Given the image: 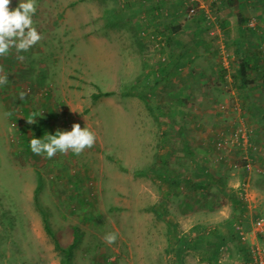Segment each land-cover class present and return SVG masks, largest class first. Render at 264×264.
<instances>
[{
	"label": "rangeland",
	"instance_id": "374dc122",
	"mask_svg": "<svg viewBox=\"0 0 264 264\" xmlns=\"http://www.w3.org/2000/svg\"><path fill=\"white\" fill-rule=\"evenodd\" d=\"M230 1L37 0L42 40L0 57L8 74L0 85V264H61L55 241L65 247L74 232L73 264H248L253 222L264 216V0ZM142 36L162 63L174 48L212 58L215 76L202 86L211 99L204 163L190 166L183 136L164 140L150 117L155 104L127 87L120 49H133V70ZM240 54L251 60L248 81L237 72ZM100 91L112 94L95 98ZM146 92L160 96L157 86ZM176 104L165 108L173 119ZM74 123L96 133L92 148L51 159L32 152L33 137ZM239 126L246 146L217 144ZM110 232L118 233L111 245Z\"/></svg>",
	"mask_w": 264,
	"mask_h": 264
},
{
	"label": "crops",
	"instance_id": "0c3cea01",
	"mask_svg": "<svg viewBox=\"0 0 264 264\" xmlns=\"http://www.w3.org/2000/svg\"><path fill=\"white\" fill-rule=\"evenodd\" d=\"M141 38L144 41H141L142 45L138 46L136 52L139 56V62L134 68L136 69L135 74L133 73L134 69L132 70L128 65L129 54L133 49L125 46L120 49V53L126 56L123 58L121 67L125 81L129 82L127 87L134 85L133 88H137L138 94L133 95L140 98L149 97L148 100L155 104V106H152L153 111L149 112L151 116H148L156 120L158 134L163 136L164 140L167 139V134L170 136L171 134L183 136L182 148L190 154L187 157L190 166L196 165L197 161L204 163L205 153L207 152L204 137L208 134L206 132L209 128L207 126L209 117L206 115L205 109H207L211 99L209 98L210 93L208 96L202 86L204 82L210 78L213 79L215 76L212 58L209 56L206 60L204 59L209 52L205 49L174 48L167 52L169 53L168 59L171 62L162 63L160 62L161 50L146 46L145 42H148L146 40L148 38L143 36ZM148 86H157L160 90L158 93L160 96L155 95L151 98V94L146 92ZM123 95L126 98L131 97L127 94ZM157 99L160 102H157ZM173 102L178 103L179 105H176L182 109L177 116H174L175 121H181L178 122L179 124L176 123V127H173L175 123L173 122L172 113L167 112L165 109L168 103ZM167 109L169 110V107ZM162 119H169V123L167 121L162 126L160 123ZM164 140L158 141L156 150L160 151L162 149ZM193 157L194 159H192Z\"/></svg>",
	"mask_w": 264,
	"mask_h": 264
},
{
	"label": "clouds",
	"instance_id": "9594fccd",
	"mask_svg": "<svg viewBox=\"0 0 264 264\" xmlns=\"http://www.w3.org/2000/svg\"><path fill=\"white\" fill-rule=\"evenodd\" d=\"M12 0H0V57L7 56L12 49L17 53L27 52L42 40V35L34 26L33 16L37 11V0H19L17 7L10 8ZM23 60V56H17ZM8 82V74L4 73L0 65V85ZM23 98L24 93L20 94ZM36 114L27 119L29 124L36 123ZM96 142V133L87 128H81L74 123L70 131L57 130L55 134H48L43 138L33 137L30 147L34 154H46L51 159L58 152L66 154L69 151L79 155L86 148H92ZM118 233L110 232L104 236L107 244L117 240Z\"/></svg>",
	"mask_w": 264,
	"mask_h": 264
},
{
	"label": "built area",
	"instance_id": "2783aa9c",
	"mask_svg": "<svg viewBox=\"0 0 264 264\" xmlns=\"http://www.w3.org/2000/svg\"><path fill=\"white\" fill-rule=\"evenodd\" d=\"M194 13V8L189 9L188 15ZM253 25V22L250 23ZM264 52V49L262 50ZM163 59H165L163 57ZM224 68L227 67V54H225L222 58ZM220 146H226V144H248V132L243 126H239L233 133L228 135L227 137L220 140L218 143ZM244 193L242 194L245 199H248L249 193L247 189H243ZM239 228V227H238ZM242 238L246 239L247 236L244 235L243 231H240ZM252 233V241L250 244V259L248 264H264V216H258L254 222L251 229Z\"/></svg>",
	"mask_w": 264,
	"mask_h": 264
},
{
	"label": "trees",
	"instance_id": "16d2710c",
	"mask_svg": "<svg viewBox=\"0 0 264 264\" xmlns=\"http://www.w3.org/2000/svg\"><path fill=\"white\" fill-rule=\"evenodd\" d=\"M230 3L235 4L237 3V0H231ZM236 62L238 64V70H237L238 74L242 78H244L245 81H248L249 70L251 67L250 57L246 56L245 54H240V56L236 59ZM111 94L112 92L110 91H100L93 94V96L96 98L100 96H109ZM108 158L114 160L112 156L108 155ZM76 239H77L76 233L74 232L71 242L65 247H61L59 242L55 241L56 246L63 252L61 264H73L72 263L73 245Z\"/></svg>",
	"mask_w": 264,
	"mask_h": 264
}]
</instances>
